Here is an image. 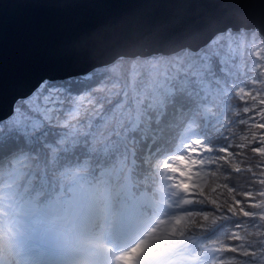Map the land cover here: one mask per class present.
I'll return each mask as SVG.
<instances>
[{"label":"snow or ice","instance_id":"obj_1","mask_svg":"<svg viewBox=\"0 0 264 264\" xmlns=\"http://www.w3.org/2000/svg\"><path fill=\"white\" fill-rule=\"evenodd\" d=\"M42 79L0 116V264H264V0Z\"/></svg>","mask_w":264,"mask_h":264},{"label":"water","instance_id":"obj_2","mask_svg":"<svg viewBox=\"0 0 264 264\" xmlns=\"http://www.w3.org/2000/svg\"><path fill=\"white\" fill-rule=\"evenodd\" d=\"M259 22L258 0H248ZM223 0H0V116L42 79H60L159 28L203 24L231 13Z\"/></svg>","mask_w":264,"mask_h":264}]
</instances>
